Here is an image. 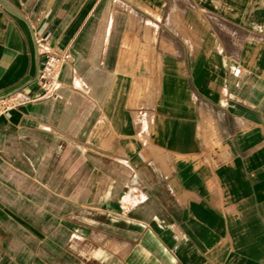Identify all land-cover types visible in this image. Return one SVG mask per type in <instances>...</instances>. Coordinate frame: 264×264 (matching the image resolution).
I'll return each instance as SVG.
<instances>
[{
    "label": "crops",
    "instance_id": "0c3cea01",
    "mask_svg": "<svg viewBox=\"0 0 264 264\" xmlns=\"http://www.w3.org/2000/svg\"><path fill=\"white\" fill-rule=\"evenodd\" d=\"M4 102L0 264H264V0H0Z\"/></svg>",
    "mask_w": 264,
    "mask_h": 264
},
{
    "label": "built area",
    "instance_id": "2783aa9c",
    "mask_svg": "<svg viewBox=\"0 0 264 264\" xmlns=\"http://www.w3.org/2000/svg\"><path fill=\"white\" fill-rule=\"evenodd\" d=\"M37 48L40 54H44L40 61L36 82L40 91V96L52 95L60 84V71L63 63L71 58L69 50H54L44 46V40L36 32L34 33ZM33 99L29 93H23L20 103ZM9 107L7 103L0 104V114Z\"/></svg>",
    "mask_w": 264,
    "mask_h": 264
}]
</instances>
